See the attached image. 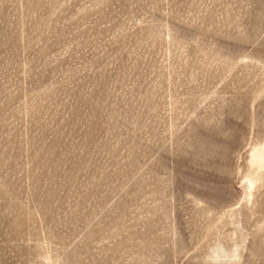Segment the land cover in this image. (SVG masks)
<instances>
[{
  "label": "rangeland",
  "instance_id": "rangeland-1",
  "mask_svg": "<svg viewBox=\"0 0 264 264\" xmlns=\"http://www.w3.org/2000/svg\"><path fill=\"white\" fill-rule=\"evenodd\" d=\"M0 264H264V0H0Z\"/></svg>",
  "mask_w": 264,
  "mask_h": 264
}]
</instances>
